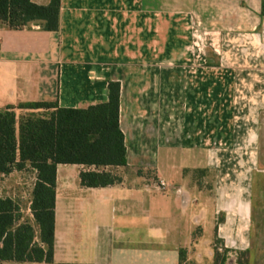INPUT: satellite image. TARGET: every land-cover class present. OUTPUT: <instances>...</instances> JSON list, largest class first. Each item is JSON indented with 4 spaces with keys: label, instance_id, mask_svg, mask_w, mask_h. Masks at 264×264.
Instances as JSON below:
<instances>
[{
    "label": "crops",
    "instance_id": "obj_1",
    "mask_svg": "<svg viewBox=\"0 0 264 264\" xmlns=\"http://www.w3.org/2000/svg\"><path fill=\"white\" fill-rule=\"evenodd\" d=\"M43 25L0 24V111L86 109L118 81L128 164L105 188L79 184L84 166L58 165L53 262L0 264H216L217 247L237 264L236 252L251 254L264 175L262 0H61L59 31ZM15 113L19 127L52 111ZM158 179L167 191L152 188ZM35 185L34 170L0 173V199L22 213L11 230L30 224L43 247Z\"/></svg>",
    "mask_w": 264,
    "mask_h": 264
},
{
    "label": "trees",
    "instance_id": "obj_2",
    "mask_svg": "<svg viewBox=\"0 0 264 264\" xmlns=\"http://www.w3.org/2000/svg\"><path fill=\"white\" fill-rule=\"evenodd\" d=\"M61 0L39 5L32 0H0V24L22 30L42 22L43 29L58 32ZM264 16V0H262ZM118 81H108V101L86 109L60 107L54 102L21 103L0 111V173L34 170L36 185L31 213L40 227L43 247L34 245V231L26 223L12 231L21 219L20 207L0 199V263H52L56 232V173L60 164L84 166L79 184L88 188L118 185L114 170L128 164L125 136L120 126ZM15 109L52 111L50 117H29L17 127ZM93 168V170L91 169ZM254 205V230L264 231V202ZM218 244V242H217ZM215 250L216 264H226L232 251ZM237 264H249L250 250L236 252ZM183 251L180 261L184 262Z\"/></svg>",
    "mask_w": 264,
    "mask_h": 264
},
{
    "label": "rangeland",
    "instance_id": "obj_3",
    "mask_svg": "<svg viewBox=\"0 0 264 264\" xmlns=\"http://www.w3.org/2000/svg\"><path fill=\"white\" fill-rule=\"evenodd\" d=\"M264 195V175H260L256 180L255 185V201L256 206L259 207L263 200ZM199 211V210H198ZM188 232V224L183 225V227L180 229V233ZM182 235V234H181ZM195 238H198L199 232L196 231ZM205 242L209 239L213 238V230H206L204 234ZM253 245L252 250L250 254L249 264H264V233H260L257 230H254V238H253ZM204 242V243H205ZM195 260V259H194ZM196 262L200 264H210L207 259H198L196 258Z\"/></svg>",
    "mask_w": 264,
    "mask_h": 264
},
{
    "label": "built area",
    "instance_id": "obj_4",
    "mask_svg": "<svg viewBox=\"0 0 264 264\" xmlns=\"http://www.w3.org/2000/svg\"><path fill=\"white\" fill-rule=\"evenodd\" d=\"M152 188H154L157 191L164 192V191H167L169 189V184L166 181H164L163 179H158V180L153 182ZM220 251H221V249H220Z\"/></svg>",
    "mask_w": 264,
    "mask_h": 264
}]
</instances>
